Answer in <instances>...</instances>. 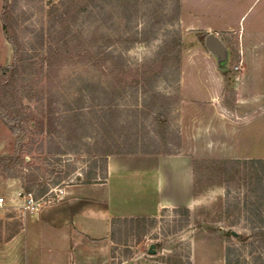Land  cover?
<instances>
[{
  "label": "rangeland",
  "instance_id": "1",
  "mask_svg": "<svg viewBox=\"0 0 264 264\" xmlns=\"http://www.w3.org/2000/svg\"><path fill=\"white\" fill-rule=\"evenodd\" d=\"M62 1L69 0H0V67L17 65L0 94L29 107L22 157L0 166V264H42L45 254L29 253L21 235L8 242L32 215L20 192L48 187L53 197L101 165L89 123L105 93L106 101L116 97L120 124L135 139L158 123L139 111H148L144 99L154 90L171 96L162 117L174 133L167 147L192 162L191 204L115 219L108 264H227L228 255L233 264H264V0H85L80 10ZM210 33L223 41L224 58L207 49ZM173 38L181 39L179 59L146 78L145 94L141 80L130 81L143 65H160V49ZM116 63L132 75L112 74ZM77 106L84 114L68 120L84 125L73 127L61 116ZM17 141L0 118V155L13 154ZM60 146L65 153L49 151Z\"/></svg>",
  "mask_w": 264,
  "mask_h": 264
},
{
  "label": "crops",
  "instance_id": "2",
  "mask_svg": "<svg viewBox=\"0 0 264 264\" xmlns=\"http://www.w3.org/2000/svg\"><path fill=\"white\" fill-rule=\"evenodd\" d=\"M107 167L105 181L63 186L61 199L41 206L8 242L21 235L29 253L45 254L42 264H108L114 219L191 204L192 162L184 156L111 154Z\"/></svg>",
  "mask_w": 264,
  "mask_h": 264
},
{
  "label": "trees",
  "instance_id": "3",
  "mask_svg": "<svg viewBox=\"0 0 264 264\" xmlns=\"http://www.w3.org/2000/svg\"><path fill=\"white\" fill-rule=\"evenodd\" d=\"M94 1V0H89ZM70 4L68 5L70 7V10L72 7H76L78 10L79 8H82L83 5H85V0H69L66 1ZM62 1V3H66ZM84 3V4H82ZM68 12V9L65 11V13ZM3 27L6 34V37L8 40L12 43L14 46L15 53L18 54V38L16 37L15 33L11 31L9 22L7 20L6 16H3ZM181 46V39L173 38L164 44L163 48L160 49V54L165 55L164 61L161 62L160 65H143L142 68H138L135 71V79L131 80L130 82H138L142 83L144 86L143 92L147 94L149 92L147 88V77L151 76L150 78H158L159 74L161 72L165 71V68H168V64L170 62H177L179 59V49ZM101 49V48H100ZM104 51H99L97 53V56L99 59L104 60L105 56L103 55ZM92 56V54L90 53ZM17 70V65L14 62L13 64L6 65L0 67V93L2 89H7L9 84L11 83L12 77L15 75V72ZM112 74L115 75H122V76H128V74L132 75V70L126 69V67L121 66L120 64H115L113 69H111ZM136 75H139V78H137ZM129 83V82H128ZM149 83V82H148ZM105 92L106 90L103 89ZM103 92V93H104ZM119 95V94H118ZM118 95H116L118 97ZM152 97H149V99H144V106L149 107L148 111L145 110H139L141 115L144 118H148L149 116L153 114L154 119L157 120V124L152 127L151 130L147 132L146 136L142 137H135V139H132L130 134L125 133V128L123 125L120 124L119 117L122 114V110L119 109V104L115 103V98L111 99L109 101H106L108 99L107 92L105 93V97L101 102L98 103V109L95 108L92 110L93 112V120L89 123L90 126L93 127V130L96 132L97 136V142L94 146V151L98 154L99 157H97L96 163L100 162L101 165H94L92 169L86 174L84 178H81L80 176L77 178L79 181L77 182H83V183H91V182H102L105 181L108 177V157L111 154H134V153H149V154H158V153H170V150L167 147L168 144V138L169 135L172 133L170 130V127L165 121V119H162V117L168 116L171 111V96L161 93L160 91L154 90L152 92ZM3 96L0 94V118L4 122V124L11 130L12 133L18 136L17 141V147L13 154H6V155H0V166H15L18 163V160L22 157V152L26 146V142L28 140L27 131L25 129V119H24V112L29 109L28 106L21 103L20 101L17 104H10L4 101ZM56 104L55 100L50 99L48 101V105L50 107H53ZM150 104V105H149ZM82 106H77L73 109H67V111H73L71 113H66V115H62L61 119L62 121H65L66 123H70L73 127H79L84 125L83 123L80 124V121L77 122H71V120H68L74 116L79 117L80 112L82 113ZM80 111V112H79ZM139 111H135L134 115L137 117ZM52 111H50L51 113ZM71 114V115H70ZM53 118V117H52ZM59 117H57L58 119ZM76 118V119H77ZM55 119V118H54ZM53 121L50 122V124ZM76 125V126H74ZM118 126H122L121 129L118 128ZM115 132L117 135H115ZM125 133V134H124ZM174 134V133H172ZM171 134V135H172ZM82 136H80L79 140L82 142V144L86 145L84 141L81 139ZM73 138H70L69 140H72ZM140 139L142 140V146L138 145L140 142ZM146 139V140H145ZM163 144V149H160V145ZM68 150H75L72 148H68ZM49 151L51 153L60 154L65 153V149L61 146L58 147L57 150L53 151L52 147L49 148ZM258 162H263L262 160H258ZM59 182V181H58ZM58 184V183H57ZM70 184V183H69ZM50 189L48 187L43 188L39 195H35L36 198H39L41 196H44ZM25 192H32L30 187H26L24 189ZM188 210V209H187ZM260 219L262 220V225L264 226V219L260 213ZM117 219V218H116ZM115 221V219H114ZM262 230V229H261ZM264 232V231H260ZM113 234V232H112ZM227 264H233L231 260L227 259Z\"/></svg>",
  "mask_w": 264,
  "mask_h": 264
},
{
  "label": "built area",
  "instance_id": "4",
  "mask_svg": "<svg viewBox=\"0 0 264 264\" xmlns=\"http://www.w3.org/2000/svg\"><path fill=\"white\" fill-rule=\"evenodd\" d=\"M63 189L58 188L55 191V195L53 197H46L47 195L41 196L39 198H36L33 192H25L22 191L20 194H23L24 197V203H23V208L30 213L34 214L36 213L39 208L43 205L51 204L54 202H57L61 199ZM5 197L0 196V209H2L5 205Z\"/></svg>",
  "mask_w": 264,
  "mask_h": 264
},
{
  "label": "water",
  "instance_id": "5",
  "mask_svg": "<svg viewBox=\"0 0 264 264\" xmlns=\"http://www.w3.org/2000/svg\"><path fill=\"white\" fill-rule=\"evenodd\" d=\"M205 45L210 52L220 56L221 58L225 57L226 47L223 41L218 37V35L214 33L208 34L205 38ZM149 251L150 253H154L155 245H151Z\"/></svg>",
  "mask_w": 264,
  "mask_h": 264
}]
</instances>
